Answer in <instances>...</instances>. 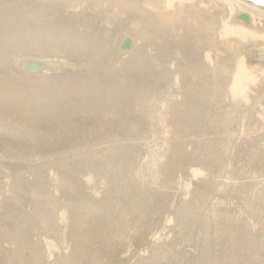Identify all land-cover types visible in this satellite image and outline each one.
<instances>
[{
  "label": "rangeland",
  "instance_id": "374dc122",
  "mask_svg": "<svg viewBox=\"0 0 264 264\" xmlns=\"http://www.w3.org/2000/svg\"><path fill=\"white\" fill-rule=\"evenodd\" d=\"M60 1L0 0V264H264V11Z\"/></svg>",
  "mask_w": 264,
  "mask_h": 264
},
{
  "label": "bare ground",
  "instance_id": "6f19581e",
  "mask_svg": "<svg viewBox=\"0 0 264 264\" xmlns=\"http://www.w3.org/2000/svg\"><path fill=\"white\" fill-rule=\"evenodd\" d=\"M60 1V0H59ZM64 0H61L60 1V4H63L62 2H63ZM129 1V0H128ZM130 1H132V0H130ZM146 2H147V4L148 3H151V0H146ZM58 3V2H57ZM128 3V2H127ZM231 3V2H230ZM229 3V4H230ZM59 4V3H58ZM58 4H51V5H53V6H55V5H58ZM232 4V3H231ZM137 5V4H136ZM141 5V4H140ZM228 5V4H227ZM131 6H132V9L134 8V4H131ZM232 6V5H231ZM144 7V6H143ZM190 7V6H189ZM234 7V6H233ZM141 9V8H140ZM138 10V9H137ZM136 10V11H137ZM134 11V10H133ZM135 12V11H134ZM145 12H147V11H145ZM246 12V11H245ZM248 12V11H247ZM136 14H138V13H136ZM145 14H148V12L147 13H145ZM151 15V14H150ZM139 16H140V14H139ZM145 16V15H144ZM147 16V15H146ZM44 17V16H43ZM252 17V16H251ZM134 18H136V17H134ZM151 18V17H150ZM184 18V17H183ZM211 18V17H210ZM138 19V18H137ZM143 19V18H142ZM146 18H144L143 20H145ZM75 21H77L78 23L80 22L78 19H74ZM34 20L31 18L26 24H27V27L30 29V32L28 31V32H26V35H25V38L22 40V44H24V45H28L29 47H30V49H32L33 50V48L34 49H47V48H49V46H50V43L51 42H53V43H58L59 41H53V40H48V39H44V38H53V39H60V40H62L63 42L64 41H66V42H68V43H70V45H71V49H78V43H80V42H84V41H86L87 40V37L91 34V33H85L84 32V30H85V28H81L80 27V30L79 31H77V32H75V31H72V35H76L77 37H78V41L74 44V43H72L71 41L73 40V39H71V35L68 37L67 35H55V36H51L50 34H49V32H47V33H42V32H45L46 30H43L42 29V31H41V33H35V32H33V31H31V28H32V26L33 25H35V23H36V21H34ZM141 21V20H140ZM217 21V20H216ZM252 21V20H251ZM82 22V21H81ZM80 22V23H81ZM84 22V21H83ZM149 22V21H148ZM151 22V21H150ZM149 22V23H150ZM46 23H47V28L48 29H50V30H52V31H55V29H54V25H53V23L50 21V20H47L46 19ZM207 23V22H206ZM217 23V22H216ZM215 23V24H216ZM209 24V23H208ZM211 24V23H210ZM204 25V24H203ZM66 27H68L67 25H65ZM80 26H82V25H80ZM87 27V26H86ZM213 27V26H212ZM69 28V27H68ZM211 29V28H210ZM95 30V29H94ZM141 30V29H140ZM96 31V30H95ZM98 32V31H97ZM143 32V31H142ZM147 33H148V31H146ZM149 32H151V31H149ZM99 33V32H98ZM101 33V32H100ZM218 33V32H217ZM149 34V33H148ZM145 35V34H144ZM219 35V34H218ZM217 36V35H216ZM150 37V36H149ZM73 38V37H72ZM263 40H264V38H263ZM210 41V40H209ZM261 43H262V41H261ZM0 44H2V42L0 41ZM208 44V43H207ZM65 45H67V44H65ZM64 45V46H65ZM216 45V44H215ZM56 46V45H55ZM68 46V45H67ZM206 46V45H205ZM211 46V45H210ZM258 46V45H257ZM54 47V46H53ZM52 48V47H51ZM50 48V49H51ZM56 48V47H55ZM54 48V49H55ZM68 49H70V48H68ZM56 50H57V48H56ZM216 50V49H215ZM214 50V51H215ZM31 51V50H30ZM135 50H133V52H134ZM224 51V50H223ZM136 52V51H135ZM1 54V53H0ZM145 55V54H144ZM264 55V54H263ZM262 55V56H263ZM132 56V55H131ZM140 56L141 55H139V57L138 58H140ZM250 56V55H249ZM136 57V58H137ZM144 57V56H143ZM137 58V59H138ZM263 58H264V56H263ZM144 59V58H143ZM139 60V59H138ZM228 60V59H227ZM226 61V60H225ZM141 62V61H140ZM228 62V61H227ZM244 63V62H243ZM248 63V62H247ZM250 63V62H249ZM145 64V63H144ZM147 64V63H146ZM151 64V63H150ZM241 64V63H240ZM139 65V64H138ZM141 65L142 64H140L139 66L141 67ZM182 65V64H181ZM243 65V64H242ZM264 65V64H263ZM8 66V65H7ZM143 66V65H142ZM145 67V66H144ZM143 67V68H144ZM218 67V66H217ZM146 68H147V66H146ZM145 68V69H146ZM174 69V68H173ZM244 70H245V68H243ZM242 69V70H243ZM141 70H142V68H141ZM211 70V69H210ZM222 70V69H221ZM242 72V71H241ZM149 73V72H148ZM238 74V73H237ZM232 75V74H231ZM236 75V74H235ZM234 75V76H235ZM209 76V75H208ZM236 77V76H235ZM247 77H249L248 75H246L245 73L244 74H240L239 73V75H238V77H237V80H241L239 83L242 85V84H245V83H247V81L249 80V79H246ZM207 78V77H206ZM234 78V77H233ZM235 80H236V78H234ZM251 79V78H250ZM234 80V81H235ZM214 81V80H213ZM207 82V81H206ZM219 82V81H218ZM227 82V81H226ZM213 83V82H212ZM235 83L237 84V82L235 81ZM235 83L233 84V86H234V88L233 89H235ZM230 84V83H229ZM211 85V84H210ZM197 87V86H196ZM241 87V86H240ZM236 88H237V86H236ZM212 91V90H211ZM261 92V91H260ZM220 93V92H219ZM224 93V92H223ZM225 93H226V91H225ZM214 94V93H213ZM203 95V94H202ZM207 95V94H206ZM210 95V94H209ZM205 96V95H204ZM219 98V97H218ZM130 100V99H129ZM202 104V103H201ZM204 105V104H203ZM204 112V111H203ZM261 123V122H260ZM192 129V128H191ZM191 132V131H190ZM195 132V131H194ZM200 134H202V133H200ZM148 138V137H147ZM141 170V169H140ZM140 173V172H139ZM112 182V181H111ZM131 191V190H130ZM74 193V192H73ZM151 195V194H150ZM147 196V195H146ZM156 197V196H155ZM147 199V198H146ZM153 200V199H152ZM159 200V199H158ZM150 202V201H149ZM98 203V202H97ZM149 206V205H148ZM186 214V213H185ZM153 215V214H152ZM117 216V215H116ZM104 221V220H103ZM98 225V224H97ZM131 226V225H130ZM153 226V225H152ZM165 226V225H164ZM1 234H2V232H1ZM5 234V233H4ZM7 235V234H6ZM113 236V235H112ZM12 240V239H11ZM76 243V242H75ZM131 243V242H130ZM130 247V246H129ZM17 248V247H16ZM13 249V248H12ZM77 249V248H76ZM178 251V250H177ZM12 252H13V250H12ZM71 252V251H70ZM178 253V252H177ZM126 256V255H125ZM197 256V255H196ZM73 257V256H72ZM149 257V256H148ZM194 257V256H193ZM208 259V258H207ZM199 260V259H198ZM122 262V261H121Z\"/></svg>",
  "mask_w": 264,
  "mask_h": 264
},
{
  "label": "water",
  "instance_id": "95a60500",
  "mask_svg": "<svg viewBox=\"0 0 264 264\" xmlns=\"http://www.w3.org/2000/svg\"><path fill=\"white\" fill-rule=\"evenodd\" d=\"M251 6H254L260 10L264 11V0H239ZM237 18L244 21L245 23H250L252 20L251 15L248 13H237ZM135 49V43L132 37H126L120 44L119 50L121 53L130 52ZM15 66L23 72H26L30 76L43 75L48 71H58L64 68L63 64L58 62L41 61L34 59H22L15 62Z\"/></svg>",
  "mask_w": 264,
  "mask_h": 264
}]
</instances>
